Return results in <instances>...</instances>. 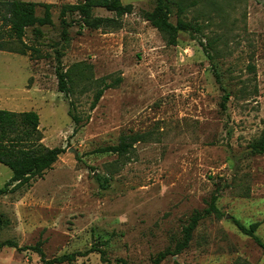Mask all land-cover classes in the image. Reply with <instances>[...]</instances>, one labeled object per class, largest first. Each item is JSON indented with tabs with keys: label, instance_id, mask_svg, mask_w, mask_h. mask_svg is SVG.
<instances>
[{
	"label": "rangeland",
	"instance_id": "rangeland-1",
	"mask_svg": "<svg viewBox=\"0 0 264 264\" xmlns=\"http://www.w3.org/2000/svg\"><path fill=\"white\" fill-rule=\"evenodd\" d=\"M25 1L41 3L38 17L50 4L52 22L26 29L27 54L0 50V108L36 110L41 141L65 151L32 185L0 195V241L42 242L47 258L98 245L109 259L94 251L60 264H151L218 192L223 216L204 217L189 247L161 264H264L234 222L260 221L264 240V153H251L264 130V0H167L172 22L180 14L200 27L175 45L147 20L156 0H120L130 7L120 16L95 6L93 17L115 18L98 28L68 14V40L61 7L82 0ZM128 134L144 139L127 155L99 151ZM12 174L0 163V187ZM0 264L47 263L4 246Z\"/></svg>",
	"mask_w": 264,
	"mask_h": 264
},
{
	"label": "trees",
	"instance_id": "trees-1",
	"mask_svg": "<svg viewBox=\"0 0 264 264\" xmlns=\"http://www.w3.org/2000/svg\"><path fill=\"white\" fill-rule=\"evenodd\" d=\"M38 5H41V3L25 0H0V50L20 54H27L31 50L32 47L25 43L23 39L26 29L35 26L36 23L49 24L52 22L51 5L47 3L42 4L45 7V14L42 17L36 15ZM95 6H105L118 16L130 9L129 6L123 5L120 0H82L75 4H64L60 11L61 21L65 25L63 30L64 40H68L67 24L69 25L70 22L67 19L68 14L79 13L83 21L82 27L98 28L106 23L110 24L114 22L115 18L93 17L92 10ZM170 12L167 0H156V6L153 10L146 13L147 20L162 34L167 44H177L180 31H200L199 25L184 20L180 14L176 23L172 22L170 20ZM56 75L59 90L68 92V84L72 81L68 70H64L59 65L56 67ZM109 87H112V84L105 85L95 93V98L92 102L93 108L102 97L106 88ZM226 99L227 96L224 97L222 106H226ZM39 124L40 116L36 110L17 111L0 108V163L8 166L13 172L9 181L0 187V195L32 185L34 180L42 177L53 167L59 156L65 151V148L62 146L49 147L41 141L42 133ZM142 139H144V135L142 134L121 135L118 144L101 147L99 151L114 152L121 157L127 155L134 144ZM251 153H264V130L251 143ZM98 178L101 179L100 176ZM104 179L102 185L106 187L109 177ZM218 198V192L213 193L204 209L194 210L188 222L182 226L180 239L176 241L173 247H167L157 252L151 264H161L168 256L180 254L187 249L193 239L196 228L204 217L209 215H214L217 218L222 217L223 213L217 205ZM234 222L243 234L252 237L264 251V240L256 234L260 221L244 224L239 219L234 218ZM7 223L8 219L0 213V230ZM4 246L15 247L18 250L32 249L47 264L72 263L78 256H84L94 251L101 254L103 261L109 262L105 250L98 245H93L85 251L65 253L53 258H47L42 248V242H38L32 246H20L13 239H6L0 241V247ZM113 264L140 263H130L124 258H119Z\"/></svg>",
	"mask_w": 264,
	"mask_h": 264
}]
</instances>
